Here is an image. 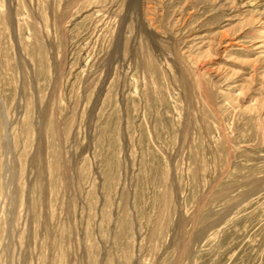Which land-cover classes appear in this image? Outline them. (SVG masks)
Here are the masks:
<instances>
[{
    "label": "rangeland",
    "instance_id": "374dc122",
    "mask_svg": "<svg viewBox=\"0 0 264 264\" xmlns=\"http://www.w3.org/2000/svg\"><path fill=\"white\" fill-rule=\"evenodd\" d=\"M0 264H264V0H0Z\"/></svg>",
    "mask_w": 264,
    "mask_h": 264
}]
</instances>
